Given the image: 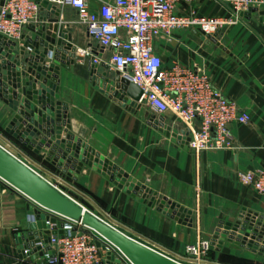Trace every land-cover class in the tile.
<instances>
[{"label": "crops", "instance_id": "crops-1", "mask_svg": "<svg viewBox=\"0 0 264 264\" xmlns=\"http://www.w3.org/2000/svg\"><path fill=\"white\" fill-rule=\"evenodd\" d=\"M103 1L108 0H90V5L98 9ZM57 5L61 23L70 28L72 43L78 49L92 47L100 59L99 71L104 70L102 63L115 70L110 51L89 36L77 11L67 3ZM257 8L236 14L221 0H181L176 7L180 14L195 10L199 16L228 20L219 28L220 44L202 39L194 27L176 29L169 37L154 41L166 66L177 62L205 71L215 86L250 115L246 122L230 124L232 147L195 153L147 122V113L159 117L160 112L145 106L139 116L97 87L90 57L80 53L74 64L60 68L59 75H48L46 85L37 82V89L44 86L48 105L71 124L68 130L63 127L62 137L72 135L73 145L80 141L84 151L83 144L88 145L95 164L110 171L111 177L86 163L82 167L59 164V156L52 155L49 147L37 150L33 137L21 135L27 129L21 123L23 115L16 119L19 113L13 105H18L17 100L2 94L0 143L118 229L179 258L186 255L187 245L211 241L222 221H234L241 213L264 225L261 196L238 176L241 171L264 168V6ZM35 22L37 19L26 24L22 35L30 34L28 26ZM11 39L19 40L0 34V51H6L0 62L13 57L22 45L18 42L11 47ZM162 114L172 129H185L171 111ZM129 184L142 195L131 192ZM30 203L28 196L0 180V264H51L46 255L20 251L19 233L25 230ZM262 244L254 249L228 241L220 247L217 242L206 258L238 264L232 258L240 255L264 264ZM105 257L106 250L100 247L99 262Z\"/></svg>", "mask_w": 264, "mask_h": 264}, {"label": "water", "instance_id": "water-1", "mask_svg": "<svg viewBox=\"0 0 264 264\" xmlns=\"http://www.w3.org/2000/svg\"><path fill=\"white\" fill-rule=\"evenodd\" d=\"M36 2L39 4V14L37 22L28 26L31 33L23 34L19 40L11 39V47L15 48L18 42L22 45L18 46L13 57L10 56L8 60L0 62V95L17 100L18 105H13L19 113L16 119L20 120V116L23 115L21 123L27 129L21 135L33 137L32 143L39 146L37 150L44 146L49 147L52 155L56 153L59 156V164L82 167L86 163L111 177L110 171L107 172L95 164L92 150L88 145L83 144L82 147H86L84 151L81 149L80 141L73 145L72 135L62 137L63 127L66 126L68 130L71 124L59 116L57 109L48 105L50 99L43 91V85L48 83V75L51 73L59 75L60 68L67 66V63L74 64L79 55L78 48L71 41L70 28L61 23L60 7L50 0ZM4 3L5 0H0V7ZM257 9L250 7L243 13L248 14ZM195 32L204 40L220 44L217 37L220 29L211 34L199 27L195 28ZM5 54L6 51H0V59H3ZM89 64L92 74L95 73L93 79L97 87L137 115L144 114L145 106L139 102L143 91L136 83L123 76L119 70H110L109 64L102 63L104 70L101 71L98 70L99 63H94L90 59ZM37 82L43 84L40 89H37ZM146 118L149 124L188 146L190 140L188 129H172L171 125L165 124L162 113L159 117L155 113H147ZM54 139L56 142L53 143ZM0 180L31 199L25 230L19 233L18 244L22 254L29 250L30 254L54 255L55 250L50 244L51 236L75 235L78 225L72 222L76 221L83 225V230L99 234L96 235V244L106 250V257L97 264H186L118 229L57 187L2 144ZM115 182L118 183V179ZM119 184L123 185L122 182ZM128 189L138 196L142 195L135 191L133 184H129ZM166 199L167 197H164V200ZM177 207L181 211L185 210L181 205ZM263 218L262 216L261 219ZM71 224L74 225L69 231L68 227ZM261 230L264 231L262 222L255 223L251 215L241 213L236 220L222 221L218 225L210 241V249H213L217 242L220 247L228 241L254 249L263 242L262 251L264 234Z\"/></svg>", "mask_w": 264, "mask_h": 264}, {"label": "built area", "instance_id": "built-area-1", "mask_svg": "<svg viewBox=\"0 0 264 264\" xmlns=\"http://www.w3.org/2000/svg\"><path fill=\"white\" fill-rule=\"evenodd\" d=\"M50 1L67 3L77 11L78 21L86 27L89 36L110 51L113 68L142 89L141 104L160 113L171 111L184 123L189 130L190 149L199 154L232 147L230 124L246 122L250 115L215 86L208 73L177 62L166 66L154 49L155 39L169 37L176 29L200 27L213 34L228 23L226 18L199 16L195 10L180 14L176 7L181 0H108L101 2L98 9L91 7L90 0ZM221 1L236 14L250 7L264 6V0ZM38 14L36 0H5L0 7V34L19 39L24 26L36 20ZM78 53L100 63L92 47L78 49ZM238 176L242 183L251 185L259 193L264 206V168L241 171ZM72 223L78 225L75 235L51 236L55 254H45L47 260L51 264H97L100 247L96 244V235L99 234L83 230L80 222ZM74 224L68 227L69 231ZM137 240L182 263L221 264L206 258L209 240L187 245L186 255L180 258Z\"/></svg>", "mask_w": 264, "mask_h": 264}, {"label": "rangeland", "instance_id": "rangeland-1", "mask_svg": "<svg viewBox=\"0 0 264 264\" xmlns=\"http://www.w3.org/2000/svg\"><path fill=\"white\" fill-rule=\"evenodd\" d=\"M113 71V69H111ZM4 146V145H3ZM6 147V146H5ZM7 148V147H6ZM8 149V148H7ZM10 150V149H9ZM11 151V150H10ZM12 153H14L12 151ZM15 154V153H14ZM16 155V154H15ZM17 156V155H16ZM19 157V156H18ZM20 158V157H19ZM26 162V161H25ZM233 261L234 262H237L238 264H256L254 263V259H251V258H247V257H244V256H240V255H235L233 258Z\"/></svg>", "mask_w": 264, "mask_h": 264}, {"label": "bare ground", "instance_id": "bare-ground-1", "mask_svg": "<svg viewBox=\"0 0 264 264\" xmlns=\"http://www.w3.org/2000/svg\"><path fill=\"white\" fill-rule=\"evenodd\" d=\"M1 144V143H0ZM3 145V144H2Z\"/></svg>", "mask_w": 264, "mask_h": 264}]
</instances>
